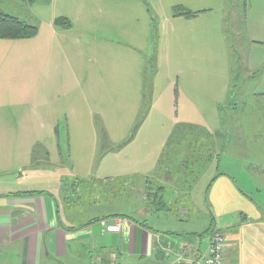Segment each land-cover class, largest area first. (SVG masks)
Masks as SVG:
<instances>
[{"label":"crops","instance_id":"1","mask_svg":"<svg viewBox=\"0 0 264 264\" xmlns=\"http://www.w3.org/2000/svg\"><path fill=\"white\" fill-rule=\"evenodd\" d=\"M27 4L37 36L0 39V264H197L211 240L199 221L226 233L227 264H264V172L214 165L249 127L231 119L239 103L226 116L236 98L264 99V0ZM48 165L66 170L50 186Z\"/></svg>","mask_w":264,"mask_h":264},{"label":"rangeland","instance_id":"2","mask_svg":"<svg viewBox=\"0 0 264 264\" xmlns=\"http://www.w3.org/2000/svg\"><path fill=\"white\" fill-rule=\"evenodd\" d=\"M240 1V0H238ZM29 5L27 4V0H0V9H2L4 12H6L7 14L13 15V16H19L20 18H27V14L26 11L27 9H29L28 7ZM28 21V19H26ZM232 27V26H231ZM236 39H234L235 41ZM234 48L236 50L237 54L233 55H241V48L239 46V43H237V41H235L234 43ZM236 103H239L238 106V110L239 112H233L232 110H236L234 109V107L236 106ZM226 112V110H225ZM230 112H233V117H231V119L237 120V121H241L243 123H249V127L244 126L242 129L241 128H234L231 138L229 141H227V144L224 146V157L221 156V158L219 159V161L215 162L214 165H216V163H218V172H231V170H234L235 167H237V169H239L238 166H241V168L243 167V164H247L248 168H252L254 166H260V170L263 171L264 170V147L263 145H254L253 141H252V132H253V128H252V124L250 121H254L255 120V126L256 129L258 130H264V99L260 100L259 105H257V103H254V99L252 97H250L249 95H247L246 97H240L239 100L238 98H236V100L234 101V104L231 106V110L228 111L226 113V116L230 115ZM226 121H229V117L227 119H225ZM179 130V129H178ZM230 130V129H229ZM179 132H181V129L179 130ZM242 133V134H241ZM61 134H67V138H68V132L67 129H61ZM205 137V136H203ZM190 138L192 139V147L194 148V152H196L197 154H201L204 152H209L210 149L206 148L207 146H210L209 143H211L210 137H208V142L207 144H204L200 141V135H195V134H191ZM206 138V137H205ZM226 138V136H224V139ZM67 141V140H66ZM65 145H67V143H65ZM232 145H234V149L236 150L238 156H240V159L237 160H230L228 156H226V153L228 152V148L230 151V147L232 148ZM262 146V148H261ZM67 148V147H66ZM65 148V151H66ZM244 158V159H241ZM246 162V163H243ZM207 163V162H206ZM47 171V178H49V181H46L44 179L40 180L41 182L43 181V184H48V186H50V183H53V181L62 177L64 174H66V170L65 168H62V170H58V171H54L52 172V174L50 173V168L48 165V169ZM264 172V171H263ZM62 174V176H61ZM206 171L204 172V175H202L200 173L197 174L198 178H202V180H208V176L205 175ZM26 178V181L29 180H38V177L35 176H26L24 175ZM190 178L188 180L194 179L195 178V172H192L189 174ZM40 181H39V186H40ZM58 183H61V180L58 181ZM98 187H99V192H97L96 194L101 195V199H103L102 193H106V189L108 188V185H105V183H103L102 181L100 183H98ZM47 190H51L50 187H44ZM53 192V189H52ZM91 195H95V191L93 193H88L86 196H91ZM170 197H172V200H178L179 196L177 195V193H171V196H169L168 198L170 199ZM90 201L91 199L88 198ZM88 199L85 202V205H88ZM99 200V201H100ZM98 201V202H99ZM117 197L116 198H111V202L116 203ZM107 202V200H102V205H104ZM80 207L83 208L82 202H80ZM90 206V205H89ZM205 226L204 223L202 221L198 222V227L200 228L199 232H204L205 231ZM224 232V231H223ZM225 233V232H224ZM206 236H204L203 238H205ZM198 239H200V237H198ZM179 256V257H178ZM176 257L180 258L183 263L185 264V260L183 255H178ZM175 259V260H176ZM200 262V261H198ZM115 263V262H114ZM197 264H201V263H197Z\"/></svg>","mask_w":264,"mask_h":264},{"label":"trees","instance_id":"3","mask_svg":"<svg viewBox=\"0 0 264 264\" xmlns=\"http://www.w3.org/2000/svg\"><path fill=\"white\" fill-rule=\"evenodd\" d=\"M51 0H28L27 3L31 4H49ZM148 9H150L148 7ZM197 13L186 9L182 7H177L176 11L174 13V16H184V17H192L195 16ZM154 20V19H153ZM55 24L59 27L68 29L72 27V23L65 17H58L55 20ZM155 27L157 26L156 21L154 20ZM39 32V28L37 25L30 24L21 18L17 16H13L10 14H7L2 9H0V39H29L37 36ZM156 33V29H155ZM154 33V34H155ZM156 40V37L154 38ZM155 60L151 59L148 65L147 69V75L148 78L151 79L152 75L156 72L155 68ZM146 96H149L146 94ZM139 128V125H136V127L133 129V132L131 136L135 135L137 130ZM34 193H42V191H31V192H25L23 194H34ZM22 193H18V195H21ZM216 230V228H209L203 233H198L196 236L204 237L206 235H212L213 231ZM205 255L202 254L198 257L197 261H201V258ZM200 263V262H199Z\"/></svg>","mask_w":264,"mask_h":264},{"label":"built area","instance_id":"4","mask_svg":"<svg viewBox=\"0 0 264 264\" xmlns=\"http://www.w3.org/2000/svg\"><path fill=\"white\" fill-rule=\"evenodd\" d=\"M264 171V170H263ZM226 233L221 229H216L211 235L207 253L201 258V264H227L226 262ZM116 264V263H111ZM169 264H184L180 258Z\"/></svg>","mask_w":264,"mask_h":264}]
</instances>
